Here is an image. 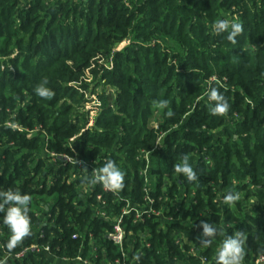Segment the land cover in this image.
I'll return each mask as SVG.
<instances>
[{
	"label": "trees",
	"instance_id": "1",
	"mask_svg": "<svg viewBox=\"0 0 264 264\" xmlns=\"http://www.w3.org/2000/svg\"><path fill=\"white\" fill-rule=\"evenodd\" d=\"M221 19L243 25L236 43L213 30ZM87 72L114 88L98 95L93 125ZM45 79L51 99L34 91ZM212 87L225 116L211 114ZM184 155L196 181L174 171ZM108 160L125 173L116 193L88 183ZM9 189L31 196V235L6 248V205L0 264H216L237 231L242 264H264V0H0V192ZM229 193L239 199L225 203ZM127 204L141 219L122 214ZM112 216L123 256L105 237ZM201 221L217 229L208 247ZM32 245L41 250L15 257Z\"/></svg>",
	"mask_w": 264,
	"mask_h": 264
},
{
	"label": "clouds",
	"instance_id": "2",
	"mask_svg": "<svg viewBox=\"0 0 264 264\" xmlns=\"http://www.w3.org/2000/svg\"><path fill=\"white\" fill-rule=\"evenodd\" d=\"M213 30L216 34L224 32L228 33L227 39L231 43H236V37L243 32V25L238 22H232L227 19L217 20L213 23ZM48 81L45 79L35 89L36 95L44 99H51L55 93L47 88L45 85ZM208 99L215 102L210 111L213 116L227 115L230 105L226 97L215 87L210 88ZM153 106L164 109L168 106L167 100L153 101ZM169 117L174 115L171 111L167 113ZM174 171L183 174L189 182L198 179L196 172L189 164L187 155L182 157V163L173 165ZM125 173L112 160H108L99 169H94L93 174L88 183L95 185L101 184L107 191L116 193L124 188ZM239 199L238 194L229 193L225 196L224 202L232 204ZM31 201V196L28 194H21L18 190L11 189L0 192V212H4L7 205V211L4 216V224L8 226L11 232V237L6 244V248L11 251L23 241V239L31 235V218L29 216L28 205ZM203 233L201 243L208 247L212 243V238L217 234V229L211 224L201 221ZM247 237L243 231H237L232 236H227L222 245L219 247L216 264H242L244 259V244Z\"/></svg>",
	"mask_w": 264,
	"mask_h": 264
},
{
	"label": "built area",
	"instance_id": "3",
	"mask_svg": "<svg viewBox=\"0 0 264 264\" xmlns=\"http://www.w3.org/2000/svg\"><path fill=\"white\" fill-rule=\"evenodd\" d=\"M102 188H103V186H102ZM103 191H104V192H111V191H107V190H105L104 188H103ZM97 199H98V200H101V198H100L99 196L97 197ZM149 202L151 203L150 200H149ZM103 204H104V203L102 202V205H103ZM131 212H134L135 219H141V215H142L143 212H140V211H138L137 209L132 208L129 204H127V205L123 208V210H122V214H129V213H131ZM146 212H147V213H150V212H152V211H151V210H148V211H146ZM97 214L101 215L103 218H107L106 213L103 212V211L97 212ZM111 219H112V231L109 232L107 235H105V237L120 249V251L122 252V256H123L124 253H123L122 245H123V240H124L125 232H124V230L122 229V226H121L122 218H121V217H117V216H112ZM90 245L93 246V242H92V241H91V244H90ZM40 250H41V249L38 248L37 245H32V246H30V247L24 248L21 252L17 253V254L15 255V257H16L17 259H21V258L25 257L26 254H27L28 252H34V251H35V252H38V251H40ZM44 250H48V247H44ZM94 250H95V249H94V247H93V251H94ZM93 251H92V255H93ZM190 252L193 253V250H191ZM6 257H9V256H6ZM77 260H78V261H82L83 263H84V262L86 263V260H82V258L79 257V256L77 257ZM263 260H264V257H261V258L258 260V262H259V261L262 262ZM87 263L90 264L89 261H88ZM109 263H112V262H109ZM114 263H115V264H119L118 261H114Z\"/></svg>",
	"mask_w": 264,
	"mask_h": 264
},
{
	"label": "rangeland",
	"instance_id": "4",
	"mask_svg": "<svg viewBox=\"0 0 264 264\" xmlns=\"http://www.w3.org/2000/svg\"><path fill=\"white\" fill-rule=\"evenodd\" d=\"M127 42H123L120 45H118V48L123 47L124 45H126ZM88 73V79L86 80L87 84H88V89L85 92V102H84V108L82 111H88L90 110V115H89V119H90V123L89 125H93L94 119L96 117V115L99 112V100H98V95L101 94L102 92L105 94H114V88L109 87L108 85L105 84V82L103 80L98 79H94L92 77V75L90 76V73ZM84 91V90H83ZM222 129H218L216 131H214L215 133H221Z\"/></svg>",
	"mask_w": 264,
	"mask_h": 264
}]
</instances>
